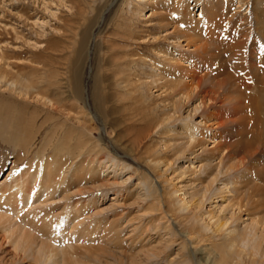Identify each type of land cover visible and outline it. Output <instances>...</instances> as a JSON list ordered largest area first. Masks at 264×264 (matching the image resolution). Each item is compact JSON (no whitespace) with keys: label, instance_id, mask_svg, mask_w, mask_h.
Here are the masks:
<instances>
[{"label":"bare ground","instance_id":"obj_1","mask_svg":"<svg viewBox=\"0 0 264 264\" xmlns=\"http://www.w3.org/2000/svg\"><path fill=\"white\" fill-rule=\"evenodd\" d=\"M129 1L120 25L151 55L120 49L93 87L96 102L112 94L131 105L126 124L105 114L96 124L77 78L13 74L0 51L11 100L0 138L13 147L0 155V175L10 165L0 181L2 247L25 264H264V0ZM137 22L149 23L144 36ZM14 103L24 108L10 120ZM121 124L135 132L124 156L104 142H118ZM98 180L107 186L69 191ZM125 194L158 214L123 225L121 214L85 215Z\"/></svg>","mask_w":264,"mask_h":264},{"label":"rangeland","instance_id":"obj_2","mask_svg":"<svg viewBox=\"0 0 264 264\" xmlns=\"http://www.w3.org/2000/svg\"><path fill=\"white\" fill-rule=\"evenodd\" d=\"M91 1L92 4H90ZM118 1L119 2L114 5L115 7H110V5L107 4L108 0H0V51L8 64L7 69L13 74L25 76H33L32 74L35 73L33 70L40 69V71L45 72V76L49 74H58L57 78L60 77L62 81L69 79L71 84L74 83V79L77 78V82L81 83L84 90L83 96L88 106V114L95 119L96 124L100 125L101 119L105 117V115L109 119L110 117L111 119L115 117V120L125 121L126 124L127 120L124 119H127L128 113L133 112L132 107H130L131 105L127 104L123 106L121 102H117L115 96L112 94L107 95L103 101L104 103L102 101L100 103L98 101L96 102L94 96H96L97 93L93 87L96 86L100 89L102 74L112 73L113 69L110 62L113 58L121 55L118 52L120 49L130 53L134 49L132 53H141V55L143 54V56L149 57L153 46L151 47V44L147 45L144 39V43L139 49H136L130 44L127 39L128 30L123 29V26L120 25L121 21H125L126 23V21L130 19L127 10L129 8L127 5H129L130 1ZM119 3L123 9V20H121L120 16V8L117 7ZM102 9L104 10V14H102L103 19L99 20ZM194 11V14L198 12L196 9H194ZM145 16L146 19L144 20H147L148 13H146ZM147 24L149 23L137 22L138 27L140 26L139 29L142 32V36H144V33L146 34V31L143 32V30L150 28L145 27ZM151 24H153V21L150 22V25ZM149 32L151 33L153 31ZM122 40H125V42ZM8 97H10L8 92L0 89V108L10 104L11 100H9ZM16 104L14 103V107L9 106V108H7L8 110H13L9 114L10 120L14 119L15 111L17 114L18 110L20 111L24 108L22 106L23 104ZM7 109L5 108V111H7ZM41 117H43V115ZM43 118L41 120L40 118L38 119L37 126H39ZM2 121H5V119L0 120V122ZM117 122L120 123L119 121ZM49 126L50 125L45 129L43 128L44 131L42 130L41 135L44 134ZM116 135L118 141L116 144L113 141L112 144H110L107 136H104V142L106 141L105 144L109 148H112V145L114 147L116 146L117 148L115 147V151L124 156L122 148L135 139V132L133 128L121 124L118 126ZM41 138L42 136H39L37 139V147L40 146ZM10 146L9 143L0 138V155L10 154L13 148ZM35 151L36 147H34L32 152ZM123 159H126L138 168V165L132 160L125 157ZM140 164L143 165L142 162H140ZM22 165L23 164L20 166L22 167ZM9 166L8 164L0 175V181L8 172ZM143 169V166L138 168L139 172L145 171ZM169 177L170 176H168V178ZM159 181L161 183L160 189H163L164 186L167 191L170 190L166 183L161 182V180ZM99 185L102 187L107 186L106 182L98 180L93 183V186H91V183L86 185L71 184L69 191L74 192L76 189L86 191L93 189V187L98 188ZM111 194L112 192L110 191L108 196H111ZM123 196L122 201H120L117 206L108 207L107 205L110 200L106 198L103 202L95 204L94 208H89L88 213L85 215H94L101 212L103 217H112L121 214V217H123L121 220L122 225L130 219L131 221L129 222L132 224H138L140 221L138 218L140 213L146 214V205L142 206L141 203L135 200L133 196H129V194ZM61 197L62 193L56 195L54 198L55 203H57L56 206L61 203ZM152 203L153 200H151L149 204ZM157 214V211H152L146 214V216L149 218V216H156ZM177 241L179 240H176V243L173 244V251L174 248L178 247L176 246L178 243ZM1 244L2 242L0 241V264H25L19 260L18 256L13 254L7 245L2 247ZM87 245L89 249H96L98 248L97 246H100L98 243H92L90 245L88 241L86 246Z\"/></svg>","mask_w":264,"mask_h":264},{"label":"snow or ice","instance_id":"obj_3","mask_svg":"<svg viewBox=\"0 0 264 264\" xmlns=\"http://www.w3.org/2000/svg\"><path fill=\"white\" fill-rule=\"evenodd\" d=\"M181 27H184V25H181Z\"/></svg>","mask_w":264,"mask_h":264}]
</instances>
